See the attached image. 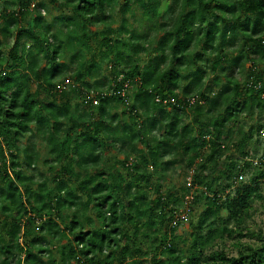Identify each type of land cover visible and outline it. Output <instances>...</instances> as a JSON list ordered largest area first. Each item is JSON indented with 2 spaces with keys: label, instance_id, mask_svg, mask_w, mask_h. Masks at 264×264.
<instances>
[{
  "label": "trees",
  "instance_id": "obj_1",
  "mask_svg": "<svg viewBox=\"0 0 264 264\" xmlns=\"http://www.w3.org/2000/svg\"><path fill=\"white\" fill-rule=\"evenodd\" d=\"M261 138L264 0L0 3V264H264Z\"/></svg>",
  "mask_w": 264,
  "mask_h": 264
},
{
  "label": "rangeland",
  "instance_id": "obj_2",
  "mask_svg": "<svg viewBox=\"0 0 264 264\" xmlns=\"http://www.w3.org/2000/svg\"><path fill=\"white\" fill-rule=\"evenodd\" d=\"M2 2V0H0V3ZM59 14V11L57 9V7H53L51 10V13L49 14L48 12H46V16L49 20H52L54 17H56ZM117 26V24H116ZM114 26V27H116ZM64 42L66 41V35L64 37ZM261 142L256 143L255 141L252 142V144L250 145V148L254 151L255 149H258V156L261 157L262 154L264 153V142H263V138L260 139ZM229 154H231V151L228 152ZM236 156L238 157V155L236 154ZM186 170H184L183 168L179 170V174L175 177V178H171V179H175L173 180L175 182V184L177 185V187H181L182 185H187L189 184V179H188V175H186ZM188 174V173H187ZM187 176V178H186ZM250 178V174H247L246 176H244L243 181L247 182ZM262 193L264 194V185L262 186ZM254 209L256 210L255 213L256 215L254 216V218L249 221V226L251 230H254L255 228H263L264 229V201H256L254 204ZM205 209L204 204H199L196 206L195 208V214L193 216V218H195L196 216H198L203 210ZM223 217H226L227 214L224 212L222 213ZM189 223H186L184 225H181V227L178 230V233L180 234V236L182 238H188L190 239V226L188 225ZM233 227V226H231ZM236 240H228L226 239L223 243H220L221 246H226L227 252L230 255H235L236 250L233 247V243ZM244 242H253L251 240V238L247 237L243 239ZM187 245H183L181 244V248L185 249Z\"/></svg>",
  "mask_w": 264,
  "mask_h": 264
},
{
  "label": "built area",
  "instance_id": "obj_3",
  "mask_svg": "<svg viewBox=\"0 0 264 264\" xmlns=\"http://www.w3.org/2000/svg\"><path fill=\"white\" fill-rule=\"evenodd\" d=\"M171 101H173V100H171ZM164 103L167 104L168 103V100H165ZM95 104H97L96 101H95ZM187 200L190 201V198L188 197ZM188 204H189V202L186 203L184 209H182L180 211V213H179V217H181L184 220L187 218L188 214L190 213V208H189Z\"/></svg>",
  "mask_w": 264,
  "mask_h": 264
}]
</instances>
